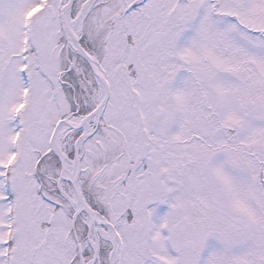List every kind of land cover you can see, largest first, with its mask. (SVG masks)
I'll return each mask as SVG.
<instances>
[{"label": "snow or ice", "instance_id": "snow-or-ice-1", "mask_svg": "<svg viewBox=\"0 0 264 264\" xmlns=\"http://www.w3.org/2000/svg\"><path fill=\"white\" fill-rule=\"evenodd\" d=\"M0 264H264V0H0Z\"/></svg>", "mask_w": 264, "mask_h": 264}]
</instances>
